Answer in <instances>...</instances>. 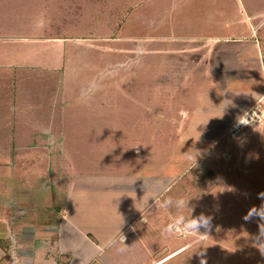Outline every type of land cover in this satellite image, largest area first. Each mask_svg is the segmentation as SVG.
I'll list each match as a JSON object with an SVG mask.
<instances>
[{"label": "rangeland", "instance_id": "obj_1", "mask_svg": "<svg viewBox=\"0 0 264 264\" xmlns=\"http://www.w3.org/2000/svg\"><path fill=\"white\" fill-rule=\"evenodd\" d=\"M8 36L51 39L45 55L37 43L17 51L26 61L0 56L1 217L69 219L74 174L149 177L164 185L138 201L101 197L136 188L92 189L90 204L132 217L93 264H264V219L246 218L264 205V119L224 134L238 103L264 92V0H0ZM168 197L211 218L203 235L164 231L180 214L159 206ZM5 251L0 264L19 263Z\"/></svg>", "mask_w": 264, "mask_h": 264}, {"label": "crops", "instance_id": "obj_2", "mask_svg": "<svg viewBox=\"0 0 264 264\" xmlns=\"http://www.w3.org/2000/svg\"><path fill=\"white\" fill-rule=\"evenodd\" d=\"M58 37H65V36L57 35L56 38ZM1 38H7V41H5V44L0 45V56L2 53L5 55H10V57L12 56L16 57L14 58V64L16 62L26 61V59L22 60V58L24 57L18 54L17 51L21 53L22 49L24 48L29 49L30 52H32L31 49L38 50L37 43H42L40 45L41 50L38 51L39 53H42V55H45L46 52L44 54V50H45L44 43H49L47 41L51 39L49 37H45L44 41H42V39H39L38 42L37 41L38 38L36 39L34 37L32 40L30 39L32 45H30L29 47L27 46L21 48V46H25V44L21 45L19 44V41L14 42V39L17 38L16 36L0 37V39ZM10 39H12L13 41H10ZM10 42H14L15 47H12L9 44ZM33 54L36 55L38 53L34 51L32 55ZM34 68L35 67H31V69ZM263 94L264 92H260L254 97L241 100L238 103L239 108L237 113L229 121L228 125L241 114L240 112H242L246 106L252 104L256 99H258ZM123 176L124 175L99 176L97 174L95 175L74 174L70 176L71 178L67 176V180L69 179V183L71 184V187H73V185L76 184L74 188H78V192L75 193V195L77 194L75 196V200H76L75 206L72 205L73 197L71 193L70 208L74 207V210L71 213L69 219H65V217L64 218L62 217V215H64L65 213L61 215V209H58L56 211L55 214L57 218L56 220L54 219V216H52V218H50L49 216V218L46 219L45 221L38 220L37 218L36 219L32 218L31 223L30 222L8 223L7 222L8 218L6 217L7 214L4 216L2 215L3 217L0 216V221H1L0 223H5L4 225H6V228H9L10 231L13 232L11 238L14 239L12 241V245L15 246L13 247L15 248V250L12 249V253H10L8 261L11 260V257L13 255L14 256L18 255L19 256L18 264H34L35 260L28 261V257L35 258L37 260V263L39 264H93L95 262L96 256L100 255L101 248H103L102 246H104V244L108 245L110 243L109 241L110 238L116 232L119 233L118 229H120L125 224V222L129 221L130 218L132 217L126 215L124 211H121L118 213L119 215L123 216V219L117 218L116 215L114 214V210L112 211L113 208L111 209V207H113L111 206V204L107 206L101 204L102 207L97 204H93V203L90 204V202L92 201L89 202V196L93 195L94 193L92 192V189L95 188L110 189V188H116V186H120L123 188V190L127 188L129 189L136 188L137 190H141L138 196L136 197H132L136 195V193L130 191L116 192L115 190V192H104L103 196L101 197L109 198V200H111L110 201L111 203L112 199L124 200L127 197H130V199L134 201H138L146 193L148 194L149 190H152L155 187L159 189L164 185V182L160 181L159 179H154L149 177H145L143 179V177L131 178L128 176H124V177ZM118 178L120 179L117 180ZM137 184L139 187L136 186ZM145 190H147V192H144ZM46 191L47 190H43V192ZM84 191L87 192L84 193ZM101 194L102 193H100V195ZM12 207L13 206L10 207V210H12ZM50 207L52 208L51 205ZM54 208H58V205L54 206ZM110 209L112 211L111 214H110ZM4 211L5 209L2 210V213ZM139 212L142 213L143 209H141V211L138 210L136 216ZM74 215H76V221H74L73 219ZM109 215H111L110 218ZM4 220H6V222H3ZM145 220L146 218L144 217L143 221ZM65 225H70L73 228V230L77 232V234H72V232H69V234L72 235V237L70 238L68 237V239H66L63 233L66 234L68 232V228H65ZM58 238L60 245L57 243L58 246L56 247L57 249L53 248L54 250L48 249L47 251L39 252L38 249L35 247L36 240H38L37 241L38 245L39 244L40 246L43 245V247L45 248L50 244L52 245L54 243L53 241L57 240ZM69 239H73L75 241V245L71 244L68 241ZM55 244L56 243H54L52 246H54ZM17 247L20 248L18 249ZM42 257L44 260L41 259Z\"/></svg>", "mask_w": 264, "mask_h": 264}, {"label": "clouds", "instance_id": "obj_3", "mask_svg": "<svg viewBox=\"0 0 264 264\" xmlns=\"http://www.w3.org/2000/svg\"><path fill=\"white\" fill-rule=\"evenodd\" d=\"M38 26H43V21L41 20L38 24ZM223 110V109H222ZM245 121L249 120L248 118H244ZM240 125H248L247 122H240ZM189 199L184 198H177L173 199L172 197H168L167 199H164L162 203H160V207L164 209L165 211H168L172 208H175L177 213H180L179 215L173 216L170 220V222L166 225L164 231L167 234H175L177 232L181 234H200V228L208 229L211 225V218L206 217L203 214H201L198 217H194L188 215L184 216L182 214V209L189 208L188 207V201ZM264 212V205L261 206L260 209H250L249 214L246 217L247 219H250L253 215H259L261 219H264V215L261 213ZM191 213V212H190ZM203 235V234H200ZM201 264H206L204 260H201Z\"/></svg>", "mask_w": 264, "mask_h": 264}, {"label": "built area", "instance_id": "obj_4", "mask_svg": "<svg viewBox=\"0 0 264 264\" xmlns=\"http://www.w3.org/2000/svg\"><path fill=\"white\" fill-rule=\"evenodd\" d=\"M244 118H248L249 120L245 121ZM262 119H264V94L247 106L241 114L228 125L224 134L229 135L230 137L237 136L243 132L245 127L251 124L254 125ZM239 121L242 123L247 122L249 124L240 125Z\"/></svg>", "mask_w": 264, "mask_h": 264}, {"label": "trees", "instance_id": "obj_5", "mask_svg": "<svg viewBox=\"0 0 264 264\" xmlns=\"http://www.w3.org/2000/svg\"><path fill=\"white\" fill-rule=\"evenodd\" d=\"M2 240H3L2 237H0V244H1V246L4 247L5 250L8 252V254H7V253H6V254L4 253V254L7 255V257H9L10 254H9V250H8V248H7V243H6V245L4 246V244H2ZM6 251H5V252H6Z\"/></svg>", "mask_w": 264, "mask_h": 264}]
</instances>
